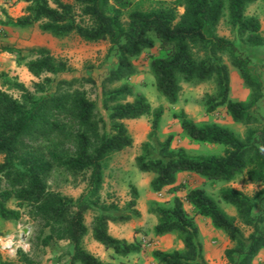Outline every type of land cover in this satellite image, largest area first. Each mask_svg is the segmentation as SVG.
Returning <instances> with one entry per match:
<instances>
[{"label":"trees","instance_id":"1","mask_svg":"<svg viewBox=\"0 0 264 264\" xmlns=\"http://www.w3.org/2000/svg\"><path fill=\"white\" fill-rule=\"evenodd\" d=\"M19 1L29 4L25 14L8 16L2 25L19 29L37 26L58 39L75 35L88 43L108 42L109 58L115 63L103 84L101 108L76 87L78 82L57 81L69 69L47 48L31 49L28 55L35 58L27 63L29 73L38 79L47 76L35 84L37 93L0 75L1 81L5 79L3 82L20 94L15 98L0 89V184L5 182L10 188L0 191V217L4 221L19 220L20 212L7 205L16 200L29 210L31 219L50 227L48 240L58 237L69 242L68 264H118L101 260L85 246L89 232L85 215L97 210L93 239L118 258L139 253L138 244L109 232L110 223L127 222L131 214L140 215L136 210L137 188L132 189L126 213L117 206L101 204L100 193L107 161L133 145L124 121L150 115L151 133L135 163L140 172L154 175V193L166 189L170 194L179 192L182 185L177 184V176L181 173L212 183H231L242 175L251 183L264 182V117L253 111L264 98V86L252 70L253 61L259 60L264 49V37L259 19L246 14L250 5L264 0H162L172 5L132 10L128 21L123 16L135 0H74V4L53 0L55 6L49 0ZM181 7L184 13L179 17ZM78 14L88 24H82ZM224 19L232 39L218 34ZM157 43L163 56L153 58L150 69L158 92L168 104H177L183 82L212 81L216 94L205 96L206 111L213 113L225 107L232 120L247 129L239 136L218 124L199 125L185 113L176 115L191 142L222 145V154L173 149L172 136L160 138L164 109L154 110L146 96L127 82L138 72L135 61ZM231 67L250 91L246 102L231 98ZM59 169L88 175L82 197L75 200L49 189L48 179ZM220 201L236 209L239 220L251 230L248 236L236 218L222 209ZM149 213L157 218L155 237L176 234L183 243L181 250L154 251L157 264H210L196 222L198 216L208 219L230 240L232 246L225 251L228 264H253L264 250V189L253 197L234 188L223 189L219 200L204 189H191L184 200L174 197L169 205L151 204Z\"/></svg>","mask_w":264,"mask_h":264},{"label":"rangeland","instance_id":"2","mask_svg":"<svg viewBox=\"0 0 264 264\" xmlns=\"http://www.w3.org/2000/svg\"><path fill=\"white\" fill-rule=\"evenodd\" d=\"M52 6L53 0H49ZM65 3L74 4V0H62ZM29 4L19 0H0V75H5L8 80L19 82L25 85L31 92L37 93L35 84L44 82L45 77L38 79L29 73L27 63L35 59L28 57L31 49L47 48L54 58L64 61L68 66V73L58 77L59 80H70L78 82L76 87L99 107H102L103 84L114 67L115 59L109 58L110 44L108 42L88 43L79 37L72 35L67 38L58 39L42 33L39 28L19 29L4 26L8 16L24 15ZM172 5L162 0H135L132 7L125 10L124 21H128V15L132 10L150 11L162 6ZM80 13V11L78 10ZM179 17L184 13L181 7L178 9ZM246 14L257 17L261 23L262 35L264 37V3L258 1L250 5ZM227 15V11H225ZM78 19L82 24H88V20L81 14ZM218 34L222 37L232 39L230 29L224 19L219 28ZM159 43L152 50L146 51L135 61L137 73L128 79V83L137 91L143 93L152 105V108L164 109L160 126V138L173 137L172 147L175 150L185 149L188 152L199 155H220L224 152L222 145H207L191 142L184 134L181 123L177 116L185 113L188 119L199 125L218 124L229 128L239 136H244L246 128L235 123L225 107L218 108L213 113H208L205 107V96L216 94L214 82L182 83V90L177 104L170 105L158 92L156 81L150 69L153 58L163 56ZM264 49L260 50L259 60L253 61L252 70L259 82L264 86ZM231 98L234 101L246 102L249 99L250 91L244 86L243 81L237 72L231 67ZM50 77V76H48ZM0 80V89L6 91L15 98H20L17 90L10 88ZM5 84V85H3ZM117 84L115 86H118ZM102 111V109H101ZM254 113L264 117V98ZM103 112V111H102ZM104 113V112H103ZM177 115V116H176ZM152 116H144L138 120H125L133 145L120 153H116L107 161L105 167V179L100 193V203L106 206H117L123 212H128V203L132 200V189L138 190V202L136 210L139 216L133 214L127 222H119L113 226L110 234H120L129 242L139 245L140 252L130 255L127 258H118L102 252L101 258L104 261L118 264H134L137 260H143L144 264H157L153 258L154 251L172 252L183 249V243L176 234L166 235L157 238L154 235V228L157 225V218L149 213L151 204L159 203L169 205L174 197L185 199L187 191L191 189H204L219 200L220 191L234 188L253 197L262 189L264 182L251 183L246 175L239 176L231 183H212L195 174H184L183 178L177 181L182 188L175 194L168 190L161 193H154L151 190L153 174L140 172L135 159L142 153V148L151 133ZM3 159L0 158V164ZM88 185V175H72L64 169L55 170L48 179V187L51 191L61 193L75 200L82 197ZM10 189L2 182L0 191ZM10 209L18 210L20 218L17 221H4L0 217V237L7 235L17 236L20 245L15 254H5L0 251V264H68L69 242L55 237L48 240L46 237L51 234V229L45 223L30 218L29 210L20 206L18 201L11 200L8 204ZM222 209L232 217L236 218L237 224L245 232L246 236L251 230L245 227L237 216L236 209L225 202H219ZM185 208L191 216L194 215L192 208L185 203ZM97 210H90L86 213V224L93 228ZM202 240L210 244V264H228L225 251L232 246L228 237L213 228L211 222L205 218L196 220ZM91 241V240H90ZM253 264H264V255L261 251Z\"/></svg>","mask_w":264,"mask_h":264},{"label":"crops","instance_id":"3","mask_svg":"<svg viewBox=\"0 0 264 264\" xmlns=\"http://www.w3.org/2000/svg\"><path fill=\"white\" fill-rule=\"evenodd\" d=\"M22 15H19V16H13V18H18ZM184 174H187V173H181L177 176V181H179L181 178H183ZM198 218H203V217H196V220ZM115 224V223H113ZM113 226L115 225H112V223H110L109 225V229L112 231V228ZM112 236H114L115 238H118V239H124L120 234H112ZM91 240V241H90ZM127 240V239H126ZM204 243V252H205V257L206 259L208 260L210 257V254H209V250H210V244L207 243L206 241H203ZM85 246L87 248L88 251H90L92 254H94L95 256L99 257L101 260L104 261L103 258H101V254L102 252H106V254L111 255L113 256V253L112 251H107L105 250V248L99 244L98 242H96L93 237H92V229L89 228V232H88V235L85 237ZM263 252V255H264V250L262 251ZM138 264H144V261L141 259V260H137L136 261Z\"/></svg>","mask_w":264,"mask_h":264},{"label":"built area","instance_id":"4","mask_svg":"<svg viewBox=\"0 0 264 264\" xmlns=\"http://www.w3.org/2000/svg\"><path fill=\"white\" fill-rule=\"evenodd\" d=\"M20 245V240L17 236L7 235L0 237V251L5 254H15Z\"/></svg>","mask_w":264,"mask_h":264}]
</instances>
